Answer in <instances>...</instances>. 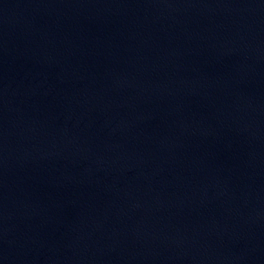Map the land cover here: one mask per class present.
Segmentation results:
<instances>
[{
    "label": "water",
    "instance_id": "water-1",
    "mask_svg": "<svg viewBox=\"0 0 264 264\" xmlns=\"http://www.w3.org/2000/svg\"><path fill=\"white\" fill-rule=\"evenodd\" d=\"M0 264H264V0H0Z\"/></svg>",
    "mask_w": 264,
    "mask_h": 264
}]
</instances>
